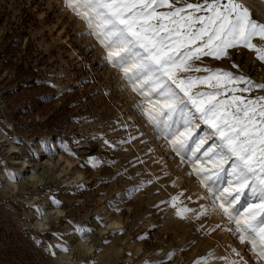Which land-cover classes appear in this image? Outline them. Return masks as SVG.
<instances>
[{
  "label": "rangeland",
  "instance_id": "obj_1",
  "mask_svg": "<svg viewBox=\"0 0 264 264\" xmlns=\"http://www.w3.org/2000/svg\"><path fill=\"white\" fill-rule=\"evenodd\" d=\"M243 2L264 22V0ZM89 31L66 0H0V264H194L232 248L256 264ZM229 51L204 63L264 82L253 52ZM26 161L39 172L5 182Z\"/></svg>",
  "mask_w": 264,
  "mask_h": 264
},
{
  "label": "snow or ice",
  "instance_id": "obj_2",
  "mask_svg": "<svg viewBox=\"0 0 264 264\" xmlns=\"http://www.w3.org/2000/svg\"><path fill=\"white\" fill-rule=\"evenodd\" d=\"M66 3L104 46V59L143 97L136 105L141 114L168 140L171 151L189 159L210 193L206 199L212 210L234 225L228 231L248 245L256 264H264V82L242 70L204 63L205 57L230 60L229 50L241 48L264 62V22L243 0ZM177 200L172 198L173 207ZM192 211L178 208L177 215L184 218ZM208 211L202 207L200 215ZM77 231L84 236L93 229ZM210 258L249 264L237 248L223 257L210 252L194 264H208Z\"/></svg>",
  "mask_w": 264,
  "mask_h": 264
},
{
  "label": "bare ground",
  "instance_id": "obj_3",
  "mask_svg": "<svg viewBox=\"0 0 264 264\" xmlns=\"http://www.w3.org/2000/svg\"><path fill=\"white\" fill-rule=\"evenodd\" d=\"M18 169H12L7 167L5 171V182H8L12 185H15L16 182H18L21 179H26V175L29 173H38L39 171H28L27 168H30L29 163L26 161L24 163H21L18 165ZM51 218V214H47L43 221H48ZM117 224H113L111 226H116Z\"/></svg>",
  "mask_w": 264,
  "mask_h": 264
}]
</instances>
